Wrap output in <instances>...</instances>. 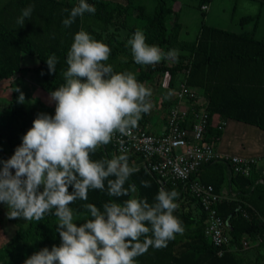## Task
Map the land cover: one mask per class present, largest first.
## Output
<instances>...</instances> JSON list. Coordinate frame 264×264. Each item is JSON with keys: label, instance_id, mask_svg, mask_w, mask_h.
<instances>
[{"label": "trees", "instance_id": "obj_1", "mask_svg": "<svg viewBox=\"0 0 264 264\" xmlns=\"http://www.w3.org/2000/svg\"><path fill=\"white\" fill-rule=\"evenodd\" d=\"M259 1L261 4L263 0ZM173 2L150 0V4H147L142 0H125V3L87 0L95 7V13L86 12L82 17H77L71 26L65 27L62 21L69 13L63 9L70 11L78 5L79 0H6L0 7V81L30 72L34 73L41 89L48 93L56 90L64 83L66 56L74 34L83 29L95 40L110 47L111 54L106 63L111 64L115 72H133L138 81L145 84L167 71L170 74L169 87L175 88L177 81L183 80L188 87L201 88L208 99L205 110L209 124L204 141L217 139L221 133L218 123L227 118L264 130V41L254 38L260 7L256 13L242 15L239 19L241 24L253 21L250 31L235 33L202 21L195 39L185 41L178 38L181 27ZM208 2L198 0L195 3L202 16ZM29 5L33 6L31 19L26 18L21 27L17 19L21 10ZM119 28L126 30L125 39L118 37ZM137 29L144 32L147 44L159 46L165 52L178 50V58L164 59L154 65L136 64L128 40ZM21 54L36 58L37 63L21 66ZM52 54L56 55L58 63L56 72L49 73L46 59ZM17 98V92L13 91L8 102L0 101V126L8 127L10 157L21 144L22 136L31 128L37 114L54 115L55 112V106H43L42 103L28 111ZM191 99L186 101L187 105ZM173 103L174 99L164 100L167 113ZM194 110L189 109V120L182 122L183 126L190 127ZM214 113L221 120L212 126L210 117ZM148 119V114H143L137 127L143 128ZM120 154L109 143L99 148L92 158L111 159ZM127 155L129 164L138 168L124 185L126 189L131 186L129 196L109 197L106 190H90L87 201L77 200L70 205L81 214L77 217V223L84 220L85 203L101 207L109 200L122 202L132 196L146 198L150 203L154 201L160 189L158 175L153 173L152 176L145 166L140 165L141 160L136 153L128 152ZM221 165L217 175L211 173L207 178L199 177L202 182L211 183L217 192L226 182L225 165ZM260 177V169L256 166L251 168L248 175H230V191L234 196L229 195V198L217 204V212L225 221L231 237L230 248L225 249L222 255L217 254L218 248L208 241L204 233L206 213L195 197L183 192L175 201L178 208L174 212L182 221L183 234H177L165 248L150 247L145 254L136 258L138 264H246L244 257L236 252L243 245L242 239L257 241L260 238L257 242L264 244V182L258 180ZM142 181H148L150 187H144ZM163 188L180 192L181 184L166 183ZM56 224L54 215H46L40 221H28L24 228L16 229V234L8 243L0 246V264H23L34 252L44 247L51 249L53 245L58 246L61 241ZM253 264L264 263L256 260Z\"/></svg>", "mask_w": 264, "mask_h": 264}, {"label": "clouds", "instance_id": "obj_2", "mask_svg": "<svg viewBox=\"0 0 264 264\" xmlns=\"http://www.w3.org/2000/svg\"><path fill=\"white\" fill-rule=\"evenodd\" d=\"M63 11L69 15L62 23L69 27L77 17L96 9L79 0L70 11ZM32 12V5L22 9L17 23L22 27ZM128 45L138 65L177 59L180 54L147 44L140 29ZM110 54V47L87 31L76 32L66 56L64 83L49 93L54 115L38 113L14 154L0 159V203L7 206L8 218H57L60 244L34 252L23 264H138L136 258L150 247L165 248L184 232L174 215L180 195L176 189H159L151 203L135 196L122 202L109 200L101 207L85 203L84 220L76 222L81 214L70 205L87 201L90 190H106L109 197L129 196L131 186L124 185L138 168L129 164L127 151L122 148L111 159L94 160L92 155L117 134L128 135L153 107L152 90L133 72H115L106 63ZM46 63L49 73L56 72L55 54ZM17 99L25 102L23 92ZM141 183L150 187L148 181Z\"/></svg>", "mask_w": 264, "mask_h": 264}, {"label": "built area", "instance_id": "obj_3", "mask_svg": "<svg viewBox=\"0 0 264 264\" xmlns=\"http://www.w3.org/2000/svg\"><path fill=\"white\" fill-rule=\"evenodd\" d=\"M170 74L164 72L161 87L168 88ZM193 97L189 87L182 82L174 91V103L166 116L165 129L160 133H151L142 127L132 129L128 135L117 134L111 145L114 150L121 153V149L134 152L139 156L141 164L148 172L158 175L159 184H181L179 197L183 192L195 197L200 207L206 213L204 233L210 243L217 247V254L222 255L225 249L230 248L231 237L225 221L217 212V204L225 198L234 196L229 191L223 193L215 191L211 183H204L199 178V170L207 163L222 161L229 164L227 178L231 174L242 173L248 175L253 166L259 167L264 182V163L255 157L243 158L236 155L219 156L209 141H204L209 117L206 110H194L190 127L181 123L189 120V107L186 101ZM226 121L218 123V129H223ZM260 241V238L257 239ZM249 240L242 239L243 246ZM235 248V247H234Z\"/></svg>", "mask_w": 264, "mask_h": 264}, {"label": "rangeland", "instance_id": "obj_4", "mask_svg": "<svg viewBox=\"0 0 264 264\" xmlns=\"http://www.w3.org/2000/svg\"><path fill=\"white\" fill-rule=\"evenodd\" d=\"M5 1L6 0H0V7ZM103 1L125 3V0H103ZM142 1H144L147 4H150V0L149 1L142 0ZM197 1L198 0H174L173 2V4H175V2L180 4V6L178 7L180 8L179 9L180 13L178 12V22L180 24L182 32L180 33L179 31L178 38L180 35V38H182V40L191 41L193 35L198 30V27L200 26L201 22L204 20L203 19L204 16H202L201 12H199V9L196 10L195 3H197ZM247 1L248 2L246 6L241 5L243 0H216L215 2L216 4L223 3V7L225 8L223 12L224 15H220L221 19H223L224 17L225 19L227 18L231 19V16H234L233 19H235L247 13L253 12L254 7L256 8L258 5V0H247ZM233 4H235L234 11H232ZM192 6H194L195 8L192 9L193 8ZM206 13L208 12L205 11V14ZM259 20L261 19L259 18ZM216 21H218V19H216ZM218 24L220 23L218 22ZM229 25L230 26L226 28H236L238 26V24L233 23V21L230 22ZM184 31H186V33H184ZM117 34L118 37L125 39L126 30L119 28ZM36 63H37L36 58L33 57L29 58V56H27L26 54H21V66L35 65ZM158 79H159V75H156L151 82L145 83L152 90V97L150 98L152 105L153 102L156 101L157 97H155L154 99L152 98L153 96L156 95L155 93H157V91L160 88L157 86ZM177 87L178 86H176V89ZM16 88H19L20 92H23L25 96V102L20 104L24 109L28 111L34 106L39 107L38 104L41 103L42 105L45 104L50 107L55 106V103L50 99L49 93L39 87L34 73L25 72L23 75H18L16 77H11L9 79L1 80L0 101L2 103L8 102L12 96V92L13 91L15 92ZM20 92H17L18 97L20 95ZM153 107L155 112L160 111L161 113L162 109L161 107H158V104H155V106ZM9 149L10 147L8 144V127L0 126V159L7 160L10 157ZM258 159L260 160L259 165L264 163L263 157L262 158L258 157ZM218 166L219 165L214 164L205 168L203 171V176L201 174V177L207 178L211 173L212 174L215 173V175H217L219 170ZM7 212H8L7 206L3 203H0V246L7 244L10 238L16 234V229L24 228L28 222L23 218L9 219L7 216ZM260 244L261 242L259 243L256 240L253 241L250 239L249 243L246 246L241 245L238 249H236V252H239V254L242 257H244L243 259L245 260L246 264H253L256 260L257 262L264 263V244L261 245Z\"/></svg>", "mask_w": 264, "mask_h": 264}, {"label": "crops", "instance_id": "obj_5", "mask_svg": "<svg viewBox=\"0 0 264 264\" xmlns=\"http://www.w3.org/2000/svg\"><path fill=\"white\" fill-rule=\"evenodd\" d=\"M215 1L216 0H209L208 4L205 6L206 8L205 11L208 13L204 14L203 21L206 24L219 27V28H222L228 31H232L235 33H240L242 31H250L252 29L253 21H249L247 23L241 24L239 22V19L241 16L235 19H233L234 16H231V19H228V18L225 19V17L221 19L220 15H224L223 12L225 8L223 7V3L216 4ZM247 2H248L247 0H243L241 5L246 6ZM259 2L260 1L258 0V5L256 8L254 7L253 12L247 13V14L251 15V14L256 13L257 9L260 7L261 14L259 18L261 20L258 19L256 23L254 38L264 41V0L262 1L261 4ZM179 6L180 4L175 2L174 8L177 9L178 12L180 13L179 11L180 8H178ZM192 7H193L192 9L195 8L194 6ZM234 9H235V4H233L232 6V11H234ZM196 10L198 9L196 8ZM228 12H231V11H228ZM216 19H218V21H216ZM232 21L233 23H237L238 26L236 28H226L230 26L229 23ZM218 22L220 24H218ZM181 32H182V29L180 30V33ZM197 32L198 30L195 32L191 40L195 39ZM184 33H186V31H184ZM179 39L182 40V38H180V35H179ZM162 76H159L158 83H157V86L160 88L157 91V93H155L156 95L153 96L152 98L154 99L155 97H157L156 101L153 102V106H155V104H158V107H161L162 111L161 113L160 111L155 112V110L153 109L154 107H152L151 111L148 113L149 119L145 122L144 127H143L144 129H147L148 131L152 133H160L165 129L168 107L166 109L164 108L165 107L164 100L165 99L173 100L174 91L176 90V87L171 88L168 86L167 89L162 88L160 86ZM181 82L182 81L178 80L176 83V86H179ZM189 90L192 92L193 97L191 101H189L188 106L195 110H200V111L205 110V106L208 103V99H207V96L202 91V89L199 87H189ZM220 120H221L220 116L214 113L210 117V124L214 126L215 123ZM225 121H226V124L221 130L219 137L213 141H210L211 144L213 145L214 150L216 151V153H218L219 156L223 157V156H228V155L229 156L236 155V156L243 157V158H250V157H257V158L263 157L264 158V130L260 129L259 127L253 124L243 122V121H240L234 118H227ZM214 164L219 165V166L221 164L225 165V173H226L225 181L226 182H224L225 184L222 185V188L220 191L223 193H226V192L228 193L231 189L230 181L227 178V172H226L229 167V164H226L222 161L211 162L206 167H204L198 175L199 177H201V174L203 176L204 169Z\"/></svg>", "mask_w": 264, "mask_h": 264}, {"label": "water", "instance_id": "obj_6", "mask_svg": "<svg viewBox=\"0 0 264 264\" xmlns=\"http://www.w3.org/2000/svg\"><path fill=\"white\" fill-rule=\"evenodd\" d=\"M151 175L154 176L153 173H151ZM162 185H163V184H159V187H161Z\"/></svg>", "mask_w": 264, "mask_h": 264}]
</instances>
